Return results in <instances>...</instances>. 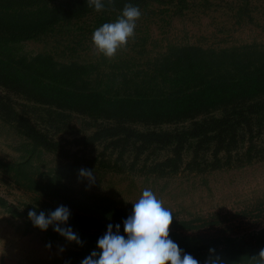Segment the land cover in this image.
Masks as SVG:
<instances>
[{
    "label": "rangeland",
    "instance_id": "obj_1",
    "mask_svg": "<svg viewBox=\"0 0 264 264\" xmlns=\"http://www.w3.org/2000/svg\"><path fill=\"white\" fill-rule=\"evenodd\" d=\"M76 3L41 0L30 12ZM129 3L140 7L142 17L134 39L111 60L96 54L91 37L120 15L123 6L114 3L100 12L70 8L68 17L29 38L0 37V56L19 64V71H11L24 81V88L0 84V245L35 264H80L99 251L96 235L106 233L108 224H120L126 236L123 221L147 188L172 210L170 238L184 252H208L234 241L264 248L263 125L252 138L246 133L230 145L187 137L175 165L167 160L173 145L98 135L114 120L36 96L56 86L103 89L115 97L164 95L204 77H233L264 65V0ZM131 123L143 131L176 126ZM26 124L54 147L37 140ZM81 169L91 170L94 182ZM60 205L71 212L64 226L83 246L53 226L34 227L28 218L29 210L47 213Z\"/></svg>",
    "mask_w": 264,
    "mask_h": 264
},
{
    "label": "trees",
    "instance_id": "obj_2",
    "mask_svg": "<svg viewBox=\"0 0 264 264\" xmlns=\"http://www.w3.org/2000/svg\"><path fill=\"white\" fill-rule=\"evenodd\" d=\"M50 1V0H46ZM75 5H57L51 12L32 15L31 6L41 0H0V37L6 39L29 38L45 32L58 21L68 17L71 11H81L87 6V0H76ZM135 0H114V4L124 6ZM143 1V0H141ZM189 46L188 48H191ZM49 59V58H48ZM19 64L0 56V84L7 87L24 88V81L19 74ZM20 76V77H17ZM42 88L47 84H42ZM45 89V88H44ZM35 90V89H34ZM52 92L38 91L36 96L41 101L68 106L94 116L114 120L104 125L98 135L117 136L120 140H141L142 143L173 145L174 154L168 161L177 160L180 148L187 137L218 140L220 143L239 142L255 129L264 126V65L233 77H204L200 83L184 89H173L164 95L155 96H111L103 89H78L56 86ZM0 104L5 102L0 101ZM220 110V113H215ZM189 120V125L184 122ZM132 121L152 123H176L173 128L150 129L143 131L132 125ZM183 123L181 126L177 125ZM31 134L47 147H54L48 137L29 127ZM175 162V161H174ZM176 165V162H175ZM105 233L97 234L100 238ZM264 238V235H262ZM260 244V243H259ZM216 253L223 264H247L246 258L255 254L260 246L246 241H234L216 245ZM239 258H234V255ZM194 258L204 264L208 252H194Z\"/></svg>",
    "mask_w": 264,
    "mask_h": 264
},
{
    "label": "clouds",
    "instance_id": "obj_3",
    "mask_svg": "<svg viewBox=\"0 0 264 264\" xmlns=\"http://www.w3.org/2000/svg\"><path fill=\"white\" fill-rule=\"evenodd\" d=\"M114 0H87V6L100 12L113 5ZM142 11L138 5L126 3L117 19L105 22L97 27L91 37L97 55L114 59L118 50L126 48L129 40L134 39L138 20ZM80 175L94 182L91 170L81 169ZM127 202V201H126ZM71 212L64 205L54 211H28V218L34 227L47 231L53 230L83 246V241L71 226L67 225ZM173 222L172 210L163 205V201L150 189H145L140 198L133 203L132 212L123 221L124 233L120 234V224H108L106 233L97 241V249L84 258L80 264H200L191 254L184 252L170 238V226ZM115 228V231L113 230ZM51 243L46 247L51 248ZM60 251L65 249L60 247ZM69 264V262H66ZM204 264H223L214 248ZM247 264H264V248L249 256Z\"/></svg>",
    "mask_w": 264,
    "mask_h": 264
},
{
    "label": "crops",
    "instance_id": "obj_4",
    "mask_svg": "<svg viewBox=\"0 0 264 264\" xmlns=\"http://www.w3.org/2000/svg\"><path fill=\"white\" fill-rule=\"evenodd\" d=\"M0 264H35L30 261L20 259L11 253L7 252L6 249L0 245Z\"/></svg>",
    "mask_w": 264,
    "mask_h": 264
}]
</instances>
